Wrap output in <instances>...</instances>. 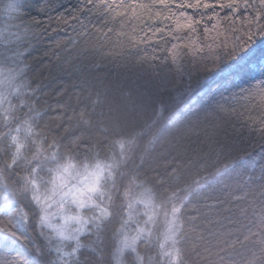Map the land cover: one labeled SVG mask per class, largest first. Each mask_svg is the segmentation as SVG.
Returning a JSON list of instances; mask_svg holds the SVG:
<instances>
[{
  "label": "trees",
  "instance_id": "16d2710c",
  "mask_svg": "<svg viewBox=\"0 0 264 264\" xmlns=\"http://www.w3.org/2000/svg\"><path fill=\"white\" fill-rule=\"evenodd\" d=\"M49 2L56 7L41 12L38 5L43 0H0V70L7 75L16 68L14 54L28 49L24 60L30 67L21 79L31 81L32 87L39 84L29 98L42 109L33 123L47 137L46 153L40 157L44 169L51 166L50 154L57 150L48 147L53 140L61 156L68 151L77 162L91 166L96 160L109 162L113 155L119 159L114 141L121 134L139 132L128 159L116 170L112 193L116 204L124 202V192L135 175L154 193L160 213L155 232H163L164 213L187 189L192 196L185 205L182 264H264V230L256 215L264 209V101L260 99L264 95V32L252 29L253 34L238 43L229 36L228 44L218 42L215 53L207 49L195 57L186 53L178 64L139 60L137 53L120 54L110 44L98 46L86 40L78 34V20L57 24L60 15L72 17L80 0ZM80 19L98 26L101 22L99 14L89 11ZM30 26L37 30L35 36L24 35ZM57 40L63 41L59 48ZM11 92L7 83H0V93L17 103ZM4 147L10 151L6 140ZM29 149L35 150L31 138ZM25 171L23 166L5 170L2 182H15L19 189ZM197 180L205 185L198 192L194 190ZM245 193L244 199H232ZM23 198L21 193L19 199ZM11 199L12 194L0 186V206ZM52 211L56 213V208ZM143 211L137 208L138 213ZM192 215L198 218L188 220ZM0 221V235H10V228L26 237L18 239L14 249L6 247L3 254L22 256L26 264H140L131 249L123 255L116 251L113 233L118 223L108 224L101 233L103 241L92 247L89 243L95 241V233H84L77 248L76 240H62L53 230L41 229L35 215L28 229L8 209ZM58 222L62 221L54 215L53 223ZM249 233L253 235L245 240ZM137 251L144 264L150 255L161 260L155 233L151 245L142 241ZM163 264H168V258H163Z\"/></svg>",
  "mask_w": 264,
  "mask_h": 264
},
{
  "label": "snow or ice",
  "instance_id": "6c2138e0",
  "mask_svg": "<svg viewBox=\"0 0 264 264\" xmlns=\"http://www.w3.org/2000/svg\"><path fill=\"white\" fill-rule=\"evenodd\" d=\"M38 6L43 12L48 7H56V4L43 0ZM85 11L99 14V26L91 23L90 19L87 22L80 19ZM70 20H78V34L86 40L95 41L98 46L110 44L120 54L137 53L139 60L162 59L178 64L186 53L194 57L203 54L205 49L215 53L218 42L228 44L229 36L238 43L243 36H251L252 29L264 32V0H80V7L74 10L72 17L60 15L57 17V24H67ZM23 33L35 36L37 30L30 26ZM19 38L17 35V39ZM55 43L59 48L63 41L57 40ZM27 51L28 49H24L14 54L13 63L16 68L9 70L7 75L0 70V77H3L0 83H7L12 89L9 94L17 99V103H13L8 95L0 93V182L5 170L15 171L20 166L27 169L21 176V188L18 189L15 182L0 183V186L12 194L8 204L0 206V216L8 209L9 214L15 213L18 223L28 229L35 215L41 229L53 230L62 240H76L77 248L82 246L80 237L84 233H95V241L89 243V247H92L94 243L103 241L101 233L108 224L118 223L119 227L113 235L117 238L116 251L120 255L131 249L137 253L140 264H144V257L137 251L138 246L142 241L145 246H150L155 233L161 260L157 261L156 257L150 255L148 264H163V258H168V264H182L180 244L185 233V205L191 200V191L185 189L186 194L178 203H170L164 213V231L158 233L155 229L160 213L157 211L152 189L145 186L143 181L138 180L135 175L131 177L122 205L116 204L112 194L116 170L128 159L130 146L135 143V136L139 132L131 136L121 134L114 141L119 159L113 155L111 161L96 160L91 166L86 161L77 162L76 157L68 151L61 156L53 140L48 147H56L57 150L50 154L51 166L44 169L40 157L46 153L47 137L42 135L43 129L37 132L33 123L41 116L42 109L29 98L30 93L34 95L39 90V84L32 87L31 81L21 79L30 67L24 60ZM58 94L62 95L63 92ZM260 99L264 101V95ZM59 107L64 108L65 105ZM79 115L82 119L85 117L84 112ZM87 122L85 119V123ZM30 138L35 145L34 151L29 149ZM5 140L10 151L4 147ZM45 159L49 157L45 155ZM217 175H220L219 171ZM70 177L79 179L76 184L69 186ZM204 187V184L195 181V191ZM133 188L139 191L133 193ZM21 193H24L23 200L19 199ZM246 195L247 193L233 196L232 199H244ZM171 199L174 201L176 198ZM53 207L56 208V213H53ZM138 207H142L144 211L138 213ZM124 208L127 209L126 212ZM241 212L244 214L246 209ZM54 215L62 222L53 223ZM141 215L143 220L139 218ZM256 215L259 228L264 230V209ZM197 218L198 215L187 217L191 221ZM73 223L78 226L73 228ZM0 227H3L2 221ZM7 231L10 235H0V264H26L22 256L9 258L3 254L6 247L14 249L18 239H26L17 236L10 228ZM40 235L45 234L41 231ZM251 235L253 233H249L244 239H249ZM36 251L39 252V248Z\"/></svg>",
  "mask_w": 264,
  "mask_h": 264
},
{
  "label": "rangeland",
  "instance_id": "374dc122",
  "mask_svg": "<svg viewBox=\"0 0 264 264\" xmlns=\"http://www.w3.org/2000/svg\"><path fill=\"white\" fill-rule=\"evenodd\" d=\"M78 179H79V178L70 177V178H69V181H68L69 186H71V185H73V184H76Z\"/></svg>",
  "mask_w": 264,
  "mask_h": 264
}]
</instances>
